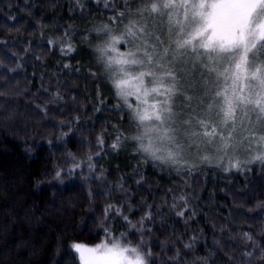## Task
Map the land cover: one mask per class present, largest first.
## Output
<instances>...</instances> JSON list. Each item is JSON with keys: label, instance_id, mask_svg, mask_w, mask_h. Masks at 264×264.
I'll list each match as a JSON object with an SVG mask.
<instances>
[{"label": "trees", "instance_id": "1", "mask_svg": "<svg viewBox=\"0 0 264 264\" xmlns=\"http://www.w3.org/2000/svg\"><path fill=\"white\" fill-rule=\"evenodd\" d=\"M108 2L0 0V264H79L74 244L112 242L154 264H264V167L178 175L147 156L104 76L101 50L129 24L110 21L126 9ZM127 3L136 12L139 0Z\"/></svg>", "mask_w": 264, "mask_h": 264}, {"label": "snow or ice", "instance_id": "2", "mask_svg": "<svg viewBox=\"0 0 264 264\" xmlns=\"http://www.w3.org/2000/svg\"><path fill=\"white\" fill-rule=\"evenodd\" d=\"M121 2L122 8L128 9L127 0ZM104 7L107 9L112 5L104 0ZM113 13L110 21L121 20L126 16L124 10L117 11L113 8ZM136 15L140 19L166 18L168 25V38L164 39L163 30L160 34H155L153 30L146 29V26L139 25L138 20L130 22L127 35L134 39L143 38V57L137 58L135 53H130L131 59L118 62L150 66L155 62L154 68L139 70V75L135 77L142 86L145 97L154 94L153 102L149 105L151 111L144 109L143 112L136 113L140 124L153 119L157 121L156 125L150 126L151 130L157 133L161 144L168 143L172 146L164 155H156L159 148L150 152L153 158L173 165L180 164L181 153L187 151L185 144L188 141L184 136L190 129L199 126L203 131H192V136L207 137L203 141L206 144H215L214 138L218 137L216 151L221 160L229 155L230 149L234 154L237 147L247 141L249 151L253 143L260 149L247 163L258 162L264 167V0H139ZM148 41L152 42L151 51L147 50ZM68 51H73L70 45ZM189 52L194 54L195 59L189 61L187 71L180 76V80L187 78L189 73H199L202 80L210 82L215 88L206 90L207 100L199 102L198 106H204L202 111L205 116L199 117L196 110L192 109L188 119L180 117L182 124L189 125V128H182L174 119L171 98L179 92L177 72L182 71V68L177 67L176 61L181 56H188ZM155 69H164V72L158 75ZM145 77L151 79L145 82ZM165 77L170 78L168 84L165 83ZM123 83L125 82L120 81L116 87L120 88ZM160 96L164 99H156ZM187 100L191 101L192 97L188 96ZM144 103L147 104L148 101L145 100ZM185 107L191 108V104ZM213 117L216 119L213 120ZM173 124L176 126L173 127ZM116 141L112 144L113 149L119 147V136ZM144 151L149 152V148ZM202 160L207 162L209 157L203 156ZM193 169L200 170L193 163L183 169L176 168V172L178 175L182 171L187 172L190 176ZM230 169L242 171L240 161L233 163L230 160L229 168L225 171ZM184 199L182 195L180 200ZM173 207L177 208L178 205L174 203ZM111 211L113 206L109 205L105 209V219H109L108 213ZM115 212L116 215H121L120 209ZM176 215L184 216V212L177 210ZM122 218L128 221L127 216ZM150 218L146 216L144 219ZM140 223L143 224V220ZM101 227L107 230V225L102 224ZM244 235L247 240L252 241L253 250L259 247L251 235ZM191 246L184 245L185 248ZM73 247L81 253L82 258L84 251L90 252L91 264H154L148 260L152 255L150 251L143 250L141 254L137 248L121 247L116 242H112L111 247L102 244L96 249H84L80 244ZM245 255L251 257L253 252L247 251ZM258 258L264 261V248L260 249Z\"/></svg>", "mask_w": 264, "mask_h": 264}, {"label": "rangeland", "instance_id": "3", "mask_svg": "<svg viewBox=\"0 0 264 264\" xmlns=\"http://www.w3.org/2000/svg\"><path fill=\"white\" fill-rule=\"evenodd\" d=\"M126 15H128L129 24H125L124 26H121L120 29H117V31H120V34L118 38L110 36L108 39V42L105 44V48L101 50V52H105V58L102 60V63L104 65V76L110 80L112 78V85L115 88V91L119 98L122 99L123 106L125 111H127L130 115L134 116L135 118V125L137 128H139V136L140 140L142 139L143 142H145V148H149V152H147V156H151L150 152L156 151V149H160V151H156V155H164L169 150L171 145L168 143L161 144V142L157 139V133L153 130H151L150 126L156 125L158 122L153 120L150 121H144L143 124H140L136 113L137 111L143 112L144 109H148L151 111V108L149 105L153 102V96L145 97L143 95V89L140 85L139 81L135 79L136 76L139 75V70H145L147 71L149 68H154L155 62L153 65H131V64H124V63H118L119 61H124L131 59L132 57L127 53H125L123 50L117 48V46L122 42L121 35H125L127 37V40H123V44H127V46H130L129 41L132 45L136 46H130V50H133L136 54L137 58L143 57V49L138 43H141V45L144 47L143 38L140 39H134L127 35V28L130 25V22L133 20H138L139 25L146 26V29L153 30L155 34H160L161 30H163V36L162 38L167 39L168 38V25L167 20L164 18L161 19H151V18H144L140 19L135 11H128L126 9ZM118 25H121V21L118 23ZM105 29H99L96 28L93 31V34H103ZM139 35V34H138ZM129 40V41H128ZM151 41H148L147 46L151 45ZM65 50L67 49V45L64 44ZM174 47V45H173ZM139 49V50H138ZM148 50V49H147ZM203 51V50H200ZM102 52V53H103ZM195 56L191 52H189L188 56H181L176 61L177 67L182 68V71L177 72V87L179 88V92L176 93V95L172 96L171 98V107L173 109L174 119L177 121V123L181 124L182 128H189V125H184L180 122V117H183L184 119L189 118V113L192 112V109L196 110V113L199 114V117H204L205 112L202 111V108L204 106L199 105V102L204 99L207 100V97L205 95V91L209 89H214L215 86L212 85L210 82H207L205 80H202L199 76V73H189L187 78L184 80H180V76L184 74V71H187V66L189 61L194 60ZM199 63V61H196ZM171 67V66H168ZM121 69H124L125 71H121ZM203 70V69H202ZM158 75H162L163 71L162 69H155ZM151 77H145L144 80L147 82ZM165 83L168 84L170 82L169 77H165ZM120 81H124L125 83L121 84L120 88L116 87V84ZM220 87H223V83L221 82ZM182 93V95H181ZM191 96L192 100L188 101L187 97ZM156 99H164L163 96L156 97ZM147 100L148 103H144V101ZM127 101V102H125ZM191 104V108L185 107L188 104ZM167 115V113H166ZM198 117V118H199ZM216 118L213 117V120ZM139 125V126H138ZM176 125L173 124V127ZM192 131H199L202 132L203 130L199 128V126H196L195 129H190V131L187 133V135L184 136V139L188 141V143L185 144V147L187 148L186 152L181 153V161L180 164L173 165L171 163L162 162L160 160L153 159L152 161L155 162L158 166L163 167H175V168H183L188 167V165H192L195 163L198 165V167H215L219 168L224 173H232V172H239L240 170L237 169H230L228 171H225V169L229 168V161L235 162L236 160L240 161V168L242 170H248L251 169L252 166L256 165L257 163H247V161L251 158V156L255 155L257 151L260 149L256 144L251 145V151L248 150V142L245 141L242 145L238 146L235 153L233 154L231 149L229 150V155L224 156V158L221 160L219 158L220 154L217 153L216 147L218 146V140L219 138L216 137L215 144H206L203 141L207 140V137H203L202 135L192 136ZM218 131L220 129L218 128ZM147 133V134H145ZM144 147V146H143ZM203 156H208L209 160L207 162L202 160ZM75 245V244H74ZM83 246L84 249H96L94 247H89L84 244H80ZM76 255L78 257L79 264H91V254L88 251L83 252V258L81 256L80 252H77L74 248Z\"/></svg>", "mask_w": 264, "mask_h": 264}]
</instances>
